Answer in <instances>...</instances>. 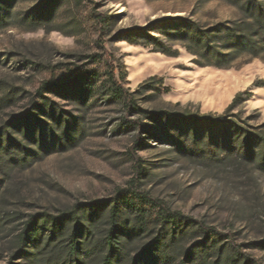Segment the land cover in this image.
Listing matches in <instances>:
<instances>
[{
    "label": "rangeland",
    "instance_id": "374dc122",
    "mask_svg": "<svg viewBox=\"0 0 264 264\" xmlns=\"http://www.w3.org/2000/svg\"><path fill=\"white\" fill-rule=\"evenodd\" d=\"M241 20L234 0H0V264H45L65 249L64 238L49 243L45 233L28 260L17 256L29 216L78 205L87 220L88 205L102 203L96 241L115 201L130 257L162 230L160 204L219 234L181 237L180 252L213 243L204 263L185 264L236 259L233 248L240 264H264V60L203 65L176 37L183 22L209 29ZM110 72L132 110L112 96ZM78 76L89 95L82 102L42 90ZM235 126L252 135L250 149L236 141ZM131 192L146 201L142 212L127 208Z\"/></svg>",
    "mask_w": 264,
    "mask_h": 264
},
{
    "label": "trees",
    "instance_id": "16d2710c",
    "mask_svg": "<svg viewBox=\"0 0 264 264\" xmlns=\"http://www.w3.org/2000/svg\"><path fill=\"white\" fill-rule=\"evenodd\" d=\"M234 4L240 9L243 14V20L227 26L226 24H217L209 29H202L197 24L192 22H183L181 30H178L176 35L187 51L199 58L203 65L213 66L216 68H229L239 56H247L250 58H260L264 60V5L259 0H234ZM164 34V33H163ZM167 36V34H164ZM160 45V44H159ZM163 54L174 56L172 53L160 49ZM154 79H150V84ZM109 89L113 97L122 100L125 108L132 110L129 106V95L114 78L113 72H110L107 80ZM159 83H161L159 81ZM77 85L78 91L72 89ZM85 78L78 76L73 78L65 86H60L56 82H48L43 84L42 90L56 92L59 95L73 94L75 99L84 101L89 95L83 91ZM68 87L71 89L69 90ZM241 95H238L228 108V112L240 100ZM150 119L159 122L160 117L151 115ZM184 119L192 125H199L202 121L195 116H184ZM135 124V123H134ZM143 127V125H141ZM221 128V126H219ZM226 136L230 135L229 127L222 124ZM231 129H233L231 127ZM240 128L234 127L235 139L239 145L250 149L248 141L251 134L248 132L239 131ZM247 135L245 140H240L241 136ZM264 143V140H263ZM140 144L134 148L139 147ZM264 156V148L262 152ZM132 158L135 160V168L139 172V159L132 152ZM141 171V170H140ZM139 175V173H138ZM129 194L128 191L120 194ZM130 200H140L141 204L136 207L132 201L127 202L128 209H134L142 212V203L146 202L143 198L131 192ZM124 200V199H123ZM119 201V199H118ZM159 210L158 220L162 225V230L157 234V237L143 246L138 255L130 257L127 252H124L120 244L121 236L130 238L131 234L124 235L126 228L121 229L118 225L122 215L120 202L115 201L109 206V228L96 240H93V228L97 219L102 215L104 207L102 203H90L89 211L93 212V216L85 220L79 216V206L76 205L68 212H62L56 217L48 215H32L29 216L24 229L18 237L17 256L25 260L29 259L31 247L38 245L41 235L48 233V242L52 243L55 239L64 238L66 245L65 249H59L56 256H52L45 264H174L179 261V264L193 262L195 259L204 263L207 254L206 250L213 247L206 246V241L193 246L190 249L182 250L176 248V242L183 236H187L191 231L195 230L204 234L207 239L218 236L216 230L208 228L201 223H192L178 212H172L168 208L154 204ZM73 223L70 228L69 224ZM92 238L93 244L88 245ZM264 247V243L262 244ZM206 249V250H205ZM220 250L219 253H222ZM236 253V259L225 258L217 262V264H240L243 256ZM250 260L246 259L244 264H249Z\"/></svg>",
    "mask_w": 264,
    "mask_h": 264
}]
</instances>
